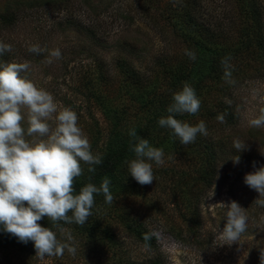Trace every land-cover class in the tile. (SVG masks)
Instances as JSON below:
<instances>
[{"label": "rangeland", "instance_id": "374dc122", "mask_svg": "<svg viewBox=\"0 0 264 264\" xmlns=\"http://www.w3.org/2000/svg\"><path fill=\"white\" fill-rule=\"evenodd\" d=\"M165 2L0 0V13L16 15L11 27L0 25V42L11 44L15 51L12 62H30L29 79L53 95L58 111L67 107L76 112L78 126L89 138L94 154L104 146L106 132L115 121L111 119V103L118 105L122 120L139 117L134 122L138 135L144 133L152 146L163 148L165 153L163 166L153 162L156 179L152 184L137 183L125 163L118 188L111 184L113 203H106L105 198L95 201L93 214L83 225V235L76 226L64 228L73 237L75 255L66 250L63 257L41 259L33 252L14 264H143L147 259L160 260V264H260L264 207L253 203L259 193L244 183V177L264 166V127L249 126V121L264 109V65L258 66V72H242L237 67V73H232L234 84L222 78L223 82L216 85L204 75L199 112L176 118L191 125L205 121L208 135H198L195 142L199 137L202 144L221 142L219 149L211 159L200 150L198 142L180 144L171 130L158 124L168 115L167 107L179 91L163 78L164 73L167 68L173 71L183 64L190 75L198 70L207 73L209 61L203 70L198 68L199 59L192 65L193 60L185 54L187 39L180 29L173 33L164 27L167 18L161 10ZM201 4L207 20L218 21L233 33V1L202 0ZM32 45L46 50L40 54L29 52ZM57 48L62 53L60 59L49 56ZM159 58H164L165 65L157 66ZM102 72L110 75L108 85L96 81V75ZM88 79L91 84L85 87ZM167 91L166 107L161 109L158 101L154 107L149 106L153 95ZM103 100L104 107L100 103ZM220 113L226 114L224 123L216 119ZM49 123L55 127L53 121ZM236 139L246 143L243 151L233 147ZM97 141L98 147L94 148ZM236 156L240 157L238 164L233 161ZM233 200L244 208L249 220L239 242L228 245L220 239V231L227 223L224 204ZM195 213L197 225L189 223ZM137 227L144 234H152L153 245L147 247L140 242L134 234ZM58 238L65 239L60 234ZM90 238L104 248L93 246Z\"/></svg>", "mask_w": 264, "mask_h": 264}, {"label": "clouds", "instance_id": "9594fccd", "mask_svg": "<svg viewBox=\"0 0 264 264\" xmlns=\"http://www.w3.org/2000/svg\"><path fill=\"white\" fill-rule=\"evenodd\" d=\"M176 2L173 0L174 4ZM45 50L40 45L28 49L37 54ZM11 51V44L0 42V55ZM185 54L193 61L197 58L193 50L186 49ZM49 56L60 59L62 53L57 48L51 50ZM230 61V55L221 60L223 78L234 84ZM48 62L51 63V59ZM30 69V62L0 63V226L24 244L32 241L41 259L63 257L66 250L75 255L73 237L65 232L61 222L86 224L93 214L95 195L102 194L105 202L112 204L111 181L104 177L99 186L89 182L77 192L75 182L84 173L82 165H87V171L94 173L102 157L92 152L89 138L78 126L76 112L67 107L58 111L53 95L29 79ZM200 108L201 101L194 87L184 82L182 90L173 94L172 103L167 107L168 115L161 117L158 124L171 130L180 144L194 143L198 135H208L205 121L191 125L176 117L196 115ZM225 116L220 113L216 119L224 123ZM49 121L55 123L54 128ZM249 126L264 127V109L249 121ZM128 135L130 150L135 154L134 159L126 161L128 171L140 185H150L156 179L153 162L156 166L165 164L164 150L152 146L135 128L130 129ZM233 147L243 151L246 143L236 139ZM233 161L238 164L240 157H234ZM244 183L259 193L253 203L264 207V166L246 174ZM224 205L228 209L227 223L220 231V239L223 244L231 245L239 242L241 234L247 230L249 217L234 200ZM44 217L57 231L37 223ZM57 232L65 237L63 241ZM151 236V233L144 234V240L149 241ZM260 264H264V249L260 250Z\"/></svg>", "mask_w": 264, "mask_h": 264}, {"label": "trees", "instance_id": "16d2710c", "mask_svg": "<svg viewBox=\"0 0 264 264\" xmlns=\"http://www.w3.org/2000/svg\"><path fill=\"white\" fill-rule=\"evenodd\" d=\"M161 1L164 0H156L157 4ZM165 1L166 2L162 5L161 10L163 14H161L167 18V22L165 26H163L174 31L173 33H176L178 28L180 29L182 36L184 35L183 37L187 39L186 49L195 51L196 59L201 60L198 68L203 70L206 67V60L209 61L207 65L208 72L204 73L198 70L193 74L194 76L190 75L192 74L191 72L186 71L187 67L184 64L180 65L173 71L167 68L168 70L164 73L163 78L169 79L172 88L177 87L179 90H182L184 82H188L194 87L197 96H199L202 89L204 75L205 77H208L210 81L212 80V83H215L216 85L218 83L221 84L223 82L221 79L224 76V69L221 60L225 56H231L230 63L233 66L232 73H237V67H240V71L242 72H258V69L260 68H258V66L264 65V3L261 0H230L236 5V8L233 9L231 18L232 22L235 23L233 26L235 29L233 33L225 30L218 21L217 24L206 19V14L203 13L204 11L202 9V0H177L175 4L173 3V0ZM15 23V13H0L1 27L4 26L9 28ZM2 42L4 43V41ZM13 50L14 49H12L10 53L5 52L3 55H0V63L13 61L16 58L14 56L15 51ZM163 59L164 58H159L156 60L157 66L165 65ZM194 64L195 62L192 61V65ZM120 66L121 64L119 67ZM96 76L97 82L101 81L100 83L104 82L106 85L109 84L107 78H110V75L102 72V74L98 73ZM90 80L91 79H88L85 82V87H88L91 84ZM99 85L102 86L101 84ZM224 88L225 86L222 88L223 92L226 91L223 90ZM102 97L107 99L106 96ZM168 97V91L167 93L153 95L149 106L152 105L154 107L155 101H158L157 104L163 109V107L167 106ZM100 103L102 106H105L106 102L103 100ZM221 104L224 105L223 102ZM111 106L114 108L111 113V119H115V121L111 124V128L106 132L107 139L104 146L96 151L97 154L102 157V163L95 166L96 171L94 173L88 172L87 167L84 169L83 175L75 182L77 192L89 182L99 186L104 177H108L111 184H116V188H118L117 183L119 181L121 168L126 161L135 157L134 152L130 150V137L128 132L132 128L136 129V127H134V122L139 119V117L135 120L132 118L129 120L128 117H126L125 120H122L119 114L118 105L111 103ZM223 109L227 110L229 108L224 106ZM136 116L137 115L135 114L133 118ZM141 137L144 138V133L141 134ZM145 139H147V136ZM199 139L195 142V145L198 142L197 146L200 150L204 151L207 158L213 159L216 156L215 153H217L216 149H219L217 147L221 142L218 144L210 141V144H202ZM98 141L94 144V148L98 147ZM89 177H91V179H89ZM209 180H211V178ZM207 184L210 185L211 181L207 182ZM103 199V195L101 198H99L98 195H95V201H103ZM69 215H71V213H69ZM197 217V213L189 217V223L193 222L197 225ZM37 223L41 224L43 227H49L52 228L53 231H57L47 217L42 218V220ZM61 226L63 228H76L77 232L80 233L82 231V234L80 233L81 235H83V232L85 231L84 226L80 227L75 223L64 224L61 222ZM72 226L76 227L73 228ZM93 232L94 231L92 230L90 234H93ZM134 232L143 245H146L147 247L153 245V238L147 242L144 240V233L140 227H137ZM104 234L107 235V231H104ZM57 235H59L58 232ZM87 236L88 234L85 235L86 238L89 237ZM92 239L90 238V243H92L93 246H100V249L104 248V246L95 243ZM33 252H36V250L32 241L24 244L14 235L3 231L2 226H0V262L3 261L5 264L19 263L23 260L21 257L23 258V256L26 255L24 256L26 260ZM143 264H160V260L147 259Z\"/></svg>", "mask_w": 264, "mask_h": 264}]
</instances>
